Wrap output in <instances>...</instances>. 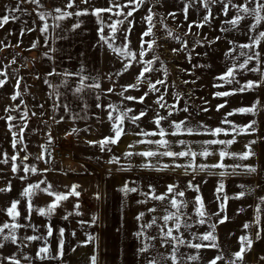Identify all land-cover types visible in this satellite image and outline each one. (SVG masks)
<instances>
[{
	"label": "rangeland",
	"instance_id": "obj_1",
	"mask_svg": "<svg viewBox=\"0 0 264 264\" xmlns=\"http://www.w3.org/2000/svg\"><path fill=\"white\" fill-rule=\"evenodd\" d=\"M66 2L67 0H40L37 5L30 0H25L23 3H20V0H0V17L3 15L16 17L10 18L7 24L0 27V42H2L0 73L4 74L0 75V79L6 81L0 86V117L11 115L15 118L11 122L0 119V161L8 160L7 164L0 162V188L9 185L11 187L10 191L0 192V224L11 223L10 217L3 209L10 206L13 200H19L21 201L18 205V210L21 212L19 223L30 222L35 226V231L32 227L19 229L17 244L7 242L5 247L0 248V255L15 254L21 264H67L68 246L81 242V239L69 238L68 233L80 229H98L100 184L108 179L109 183H113V187L116 185L120 194V191L122 193L120 187L125 182L136 188L139 183L143 185L145 180L148 183V178H151L152 192L156 195L166 193L168 185H175L177 192L184 191L183 197H177L178 200L186 201L188 204V207L183 209L186 216L182 217L181 223L183 224L187 219L188 223L193 224L189 229L181 228L185 239H191V233L199 235L212 231L210 225H216L214 235L217 248L195 250L180 247V253L185 256H199L197 261L188 264H208L217 255L223 257L222 260L217 261V264H228V261L234 259L232 254L239 250V237L243 235L249 236L253 243L244 254L242 264H264V259H261L264 257V203L259 199L264 197V83H261V77L264 75V39L261 40L260 45L252 49L238 47L245 43L251 44L249 36H256L258 31H264V24L258 26V30L250 31L249 25L255 21L252 17H247L232 28L226 21L236 15V10L230 8L226 15L222 4L212 3L211 0L207 9L204 0H158V2L149 0L148 4L135 11L129 18L132 21V31H128V23L125 22L118 26L119 31L112 34L107 24L123 17L103 13L102 20H97L91 14L72 15L62 20L54 19L58 15L54 11L56 8L74 13L84 8L90 10L92 7H108L107 0H90L88 5L81 3V0H75L76 7L71 9L64 8ZM124 2L125 0H121V3ZM242 2L243 0H232V3L236 4ZM18 3L21 10L11 12L10 10ZM185 6L187 12L184 11ZM148 7H152L155 13L153 18L155 35L144 39L146 41L155 39L153 49L148 50L145 45L146 54L142 61L132 60L113 51L112 48H122L124 51L138 55L141 34L148 27V22L143 19L147 15ZM39 12L50 15L41 21ZM168 13H175V17L169 16ZM205 15L209 16L207 22L204 21ZM161 20L163 23H160ZM102 23L105 25L104 34L109 37L112 48L100 41L98 29ZM45 24L48 25V30L41 33L40 28ZM76 24H79L78 28L73 27ZM197 24L203 26L197 27ZM189 25H192L191 29ZM169 30L171 36L168 34ZM125 35L128 36L127 40L124 39ZM229 41L233 43L229 44ZM34 43L36 47L32 46ZM173 49L180 50L173 52ZM230 49L234 51L229 52ZM241 51L259 52L260 63L253 59L248 67L260 68L261 71H246L237 67L232 83L217 79L225 74L229 67L243 62L245 57L240 55ZM155 56H159V61L154 60ZM148 60H153V64L149 67L159 71L145 73L138 84V90L128 89L125 95L135 97L144 95L148 91L149 81L154 83L157 79H162L165 81L164 85L157 84L156 87L160 91L149 93L144 103L124 100L119 93L127 85L137 83L136 76L143 67L147 66L144 62ZM124 64L131 65L127 71L123 69ZM248 81L260 86L238 91ZM109 88L113 91L108 92ZM225 91L232 94L215 95L217 92ZM16 93H19L17 99L12 100L11 97ZM161 95L164 96L162 103L166 105L165 108H160L155 103ZM109 104L120 109L131 108L132 112L129 116L138 114L141 110L146 111V115L136 123L125 120L123 127L127 134L122 135L117 144L107 146L110 151L107 149L101 151L98 144L89 142L99 141L112 135L111 121L108 119V113L112 111L108 108ZM221 104L224 107L217 110V106ZM173 105L175 107H171ZM253 105L255 107L252 112L235 111ZM5 109L9 111L5 112ZM169 111L172 115L161 122V127L166 131L163 139L169 141L170 150L179 152L190 148L199 153L207 148L211 154L207 157L200 155L178 158L156 156L147 159L139 155L125 157L126 151L138 153L147 150H165L155 144L147 143L148 140L161 139L159 135L149 137L136 133L158 132L153 120L158 113L168 116ZM228 113L233 114L228 115ZM113 115L115 116L116 113L113 112ZM225 120L230 123L222 122ZM173 121H185L177 135L170 134L175 131L170 127ZM9 124L14 125L12 132L9 131ZM249 124H252L254 131L246 128ZM233 125L236 126V130H233ZM21 127H23L22 134ZM217 127L224 131L212 136L210 130ZM184 128H192L194 132L189 134ZM240 128H246L245 132L240 133ZM13 132L18 134V139L22 136L23 141L16 148L12 146ZM225 132L228 134L225 135ZM233 138L235 142L231 145L204 143L207 140ZM51 140H57L70 147L75 170L63 172L59 169L42 168V158L37 159V157H42L43 145ZM138 141L145 142L138 143ZM249 141H256L251 145L254 155L249 156L247 160H241L239 154L248 150L245 145ZM129 145L133 147L129 148ZM222 150L235 152L238 155L225 156L221 160L219 153ZM13 155L17 157L15 161L11 160ZM113 157L119 162L109 163ZM188 163L192 164V168L174 166ZM217 163L225 167H209L203 171L196 167ZM13 164L17 167L15 172L12 171ZM143 164L155 165V167H141ZM164 165L169 167L164 168ZM26 166L29 168L34 166L37 172L26 173L24 171ZM245 166L255 167L256 171L247 172ZM157 168L163 170L158 171ZM220 172H225V175L220 176ZM40 181H46L45 184L40 185L41 188L51 185L52 191L62 194H66L73 185H78L77 191L80 195L69 196L67 200L61 201L51 215L41 216L33 211L30 221L25 220L23 217L29 215L26 210L28 200L21 196V192L28 184H37ZM190 181L198 186V192L188 187ZM221 184L223 188L218 192L217 189ZM241 191L245 192V195L236 198ZM127 194L131 205H119V197L116 198L113 201V208L109 205V211L106 212L107 225L109 231H112L110 239L112 243L115 244L117 236L122 234L130 236L126 238V244L132 246L133 242L134 244L137 242L133 238L132 230L140 232L141 225L150 223L153 216H156L157 223L162 225L163 221L159 218L166 213L165 204L160 201L152 200V206L145 207L142 204L141 207H136L138 200L136 192ZM123 195H125L124 191ZM197 195L202 198L204 210L210 217L204 225L195 223L199 219L194 211ZM224 197L228 199L224 200ZM52 200L54 197L37 191L31 202L33 208H46ZM221 203L224 204L223 211L220 210ZM76 204H79L78 209L74 208ZM258 204L261 209L260 239H256L258 228L255 223ZM150 208L156 211L150 213L148 211ZM77 211L79 215L76 214ZM168 211L175 209L168 207ZM140 213L145 215L137 220L136 217ZM214 213H219V217L213 215ZM65 216L67 219L64 218ZM93 216L96 217L95 222L92 221ZM223 217L227 219L220 223L219 218ZM245 223H249L251 227L245 229L243 227ZM169 225L171 226V222ZM47 226L52 227V236H47ZM60 229H64L62 237ZM158 231L159 229L154 226L145 229L144 235L141 236L142 246L145 243L150 245L148 258L157 253L167 255L171 251L170 246L161 247L159 239L151 241L147 239L148 236H156ZM26 235L43 236L45 239L29 242L23 239ZM61 239L63 240L62 256L56 259L36 257L41 247H47L51 256H57ZM24 256L31 259L25 260ZM145 256L144 254L143 258ZM127 257H129L128 253Z\"/></svg>",
	"mask_w": 264,
	"mask_h": 264
},
{
	"label": "snow or ice",
	"instance_id": "obj_2",
	"mask_svg": "<svg viewBox=\"0 0 264 264\" xmlns=\"http://www.w3.org/2000/svg\"><path fill=\"white\" fill-rule=\"evenodd\" d=\"M25 2V0H20V3ZM31 3L33 4H37L39 5L40 0H30ZM108 2V7H92L90 10L89 8H84V9H79L76 12H68L65 11L62 8H56L54 9V11L56 13H58L57 16L54 17V19L56 20H62L66 17L75 15V16H82V15H93L97 18V20H102V14L103 13H109L111 15H114L116 17H123V19H117V20H113L111 23L107 24V28L110 30V32L112 34H115L117 31H119V25H123L125 24V22L128 23V31H132V21L129 19L130 17L133 16V13L137 10H139L142 6L146 5L149 3V0H125L124 3H121V0H107ZM158 2V0H157ZM212 3H221L222 7H223V11L224 13L227 15L228 11L230 10V8H234L236 10V15L226 21L227 24L231 25L232 28H235L237 25L240 24V22L244 19H246L247 17H252V19L255 21V23H252L249 25V30H258V26H260L261 24H264V0H243L242 3L236 4V3H232V0H227V2H224V0H211ZM81 3L88 5L90 4V0H81ZM208 3L209 0H204V6L207 9L208 8ZM73 7H76L75 4V0H67V2L64 5L65 9H71ZM124 9H128L127 11H124ZM20 4L18 3L16 5V7H14L13 9H11V12H15V11H20ZM185 12H187V6H185L184 9ZM211 14L210 10H209V15ZM50 15V13H45V12H39L38 16L39 19L41 21H44L46 16ZM169 16L175 17V13H168ZM155 16V13L153 12L152 7H148L147 9V15L143 18L144 20H146L148 22V27L147 29L142 32L141 37H140V50L138 55L132 53L131 51H124V49L122 48H112V45L109 43V37L106 36L104 34V29H105V25L102 23L101 27L98 29V35L100 38V41H102L105 44H108L109 48H112L113 51L120 53L121 55L125 56V57H130L132 60H141L142 58L145 56L146 54V50H145V45L147 47L148 50L153 49V46L155 44V39L151 40V41H146L144 38L145 37H149V36H153L154 37V32H153V28L155 27V24L153 22V18ZM15 19L16 17L12 16L10 17V15H3L2 17H0V27H3L5 24L8 23L9 19ZM109 19H111V16L109 17ZM209 19L208 15L204 16V21L207 22ZM160 23H163V20L160 21ZM57 27L59 25H56ZM197 27H202V24H197ZM74 28H78L79 24H76L73 26ZM166 27V26H165ZM192 25H189V29H191ZM48 30V25L45 24L40 28V32L44 33ZM167 30V29H166ZM224 31H227L228 29H223ZM169 36L172 35L171 31H168ZM125 40L128 39V36L125 35L124 37ZM217 39H219V37H217ZM264 39V31H258V35L256 36H249V40L252 41L251 44H241L238 47L241 49H252L254 46H258L261 44V40ZM2 43V42H0ZM232 41H229V44H232ZM33 47H36V44L34 43L32 45ZM126 47V46H125ZM180 49H173V52H177ZM234 51V49H230L229 52ZM226 55H228V53H226ZM241 56H244L245 59L243 60L242 63H239L238 65H233V67H229L226 71L225 74L219 76L217 79L225 81L227 83H232L234 80V71L235 69L238 67L241 70H246V71H253V72H257V71H261L260 68H249L248 65L249 63L253 60L256 59L257 63H260V53L259 52H243L241 51L240 53ZM155 61H159V56H155L154 57ZM15 61H13L14 63ZM147 66L143 67L142 71L139 72V74L136 76V84H129L126 87H124L123 91L119 93L120 96L123 97L124 100H128V101H136L138 103H144L145 101V97L149 95V93L152 92H159L160 89H158L156 87L157 84L159 85H164L165 81L162 79H157L154 83L149 81L148 82V91H146L144 93V95L140 96V97H135V96H131V95H125V92L128 91V89H137L138 90V84L141 81V78L145 76V73H148L149 71H159L158 69L155 68H150L149 66L153 64V60H148L146 62H144ZM162 63V62H161ZM130 64H124L123 65V69L124 71H127L128 68L130 67ZM52 73H49V75H51ZM118 75L120 74L119 72L117 73ZM166 70H165V75H166ZM0 75H4L3 73H0ZM231 78V79H230ZM82 80L84 78H81ZM5 80L0 79V86H3L5 84ZM19 83V82H17ZM261 83H264V75H262L261 77ZM219 86V85H216ZM260 86L259 84L253 82V81H248L245 85H243L240 89H238V91H245L246 89H251L253 87H257ZM94 87H99V85H94ZM79 91V89H78ZM108 92H112L113 89L109 88L107 90ZM232 93L230 92H217L215 93L216 96H228ZM19 95V93H16L15 95H13L11 97L12 100H16L17 96ZM164 100V96H160L155 103L159 105L160 108H165L166 105L164 103H162V101ZM97 107H100V105H97ZM171 107H175L174 105ZM224 105H218L217 106V110H219L220 108H223ZM255 107V105H253V107H249V108H240V109H236V112H240V113H249L253 111V108ZM108 108L111 109L112 111H110L108 113V119L109 121H111V133L112 135L104 137L103 139L99 140V141H90L89 143L91 144H98L100 147L101 151H105L107 150H111L110 148H107V146L109 145H115L117 144V142L119 141L120 137L124 134H127L123 124L125 120H129L132 123H136L137 121H139L141 119V117H144L146 115V111L141 110L138 114H134L129 116V113L132 112L131 108H125V109H120L118 106L115 105H108ZM13 111H15V109H12ZM185 111H187V109H184ZM9 111L8 109H5V112ZM206 111V109H205ZM113 112L116 113V115H113ZM233 113H228V115H232ZM172 115V112L169 111L168 116H162L159 113L157 114V117L153 120V123L156 125V128L159 130L157 131H152V132H140V133H136V135H143V136H156L159 135L161 137V139L159 140H148L147 143L148 144H155L158 148H164V151H153V150H147V151H142V152H138V153H133V152H128L126 151L124 153L125 157H131L133 155H139L142 157L147 158H151V157H156V156H161V157H171V158H178V157H188V156H192V157H196L197 155L200 156H204L207 157L208 155H210L211 153H209V151L207 150V148H204L201 152L196 153L194 151H192L190 148L187 151H172L170 150V143L168 140L163 139V137L166 135V131L163 127H161V122L163 120L168 119V117H170ZM0 119H6L7 121L11 122L13 121L15 118L11 115H8L6 117H0ZM222 122H227L230 123L228 121H222ZM253 124L255 123L254 121L252 122ZM185 124V121H173L172 124L170 125L171 128L175 129V131H172L170 134L171 135H177L181 129L182 126ZM26 126V125H25ZM9 131L12 132V128L14 127V125L9 124ZM247 129H252L253 131L255 129L252 128V124H249L246 126ZM246 128H240L239 132L243 133L245 132ZM233 130H236V126L233 125ZM75 131V129L73 130ZM184 131H186L189 134H192L194 132V129L192 128H184ZM211 131V135L212 136H216L218 134H220L221 132H223L224 130L217 127L215 129L210 130ZM20 133H23V127H21L20 129ZM228 133L225 132V135H227ZM13 140H12V146L13 148H16L17 145L19 143H22V136L21 138H17L18 134L13 132ZM145 141H138V143H144ZM235 142V138L233 139H229V140H207L204 143L207 145H214V144H220V145H231ZM180 143H183V141H180ZM256 141H249L248 144L245 145V147L248 149L247 151L243 152L242 154H239V159L241 160H247L249 158V156L254 155V152H252L251 149V145L255 144ZM129 148H132L133 145H129ZM238 154L235 152H228L226 150H222L219 153L220 159L223 160L225 156H232V157H236ZM42 157H37V159H40ZM17 159V157L15 155H13L11 157V160L15 161ZM24 159H27V157H24ZM2 163L7 164L8 160L5 159L3 161H0ZM118 159L116 157H113L111 160H109V163H118ZM155 167V165H149V164H143L141 165V167ZM175 167H185V168H192V164L188 163L187 165H174ZM164 168L169 167V165H164ZM200 171L205 170L206 168H222L225 167L223 164L217 163V164H213V165H198L196 166ZM235 167H239V166H235ZM156 170L161 171L163 170V168H157ZM245 170L247 172H255L256 168L252 167V166H245ZM12 171L15 172L17 171V167L15 164L12 165ZM24 171L27 172H31V173H36L37 169L33 166V167H25ZM195 171V169H194ZM220 176H224L225 172H220L219 173ZM21 179H25V177H21ZM46 181H40L37 184H28L26 187L23 188L22 192H21V196L22 197H26L28 202L26 204V210L28 212L29 215L24 216L23 219L25 220H29L30 221V216L31 213L33 211L37 212L39 215L41 216H45V215H51L55 209L58 207L59 203L61 201L67 200L69 198V196H76L79 197L80 192L77 191V189L79 188L78 185H73L71 187V189L66 193V194H62V193H56L54 191H52V187L51 185H48L46 188H41L40 185L41 184H45ZM189 188H192L193 191L198 192L199 188L198 186H195L191 183V181L189 182L188 185ZM150 188V192L149 193H145L146 197H150V199L152 200H157L162 202V204H165V213L162 217H160L159 219H161L163 221V224L160 225L157 223V217L153 216L152 220L150 223H145L143 225H141V230L140 232L137 233V236H143L144 235V231L145 229H150L153 228L154 226L157 227L159 229L158 233L156 236H148L147 239L149 241L151 240H156L159 239L160 240V246L161 247H165V246H170L171 251L170 253H168L167 255H165L164 253H157L156 255L151 256L150 258L147 259L146 264H188V262H193V261H197L199 259L198 255H184L180 253V247L184 246L190 249H195V250H200L202 248H207V247H211V248H217L218 245L216 244V236L214 235V231L216 228L215 224L210 225L212 231H208L205 232L203 234H199L197 235L196 233H191V239H185L183 233L181 232V228L183 229H189L193 226V224L188 223L187 219H185V221L183 222V224L181 223L182 217L186 216V213L183 212V209L188 207V204L186 201H182V200H178L177 197H183L185 195L184 191H176V186L175 185H168L167 186V190L166 193L164 194H160V195H156L154 194V192L151 191V186H149ZM223 188V184H221L219 186V188L217 189V191H221ZM11 187L10 185L6 188H0V192H4V191H10ZM37 191L40 192H44L46 193L48 196L50 197H54V200H52L46 208H33V204H32V197L36 194ZM122 191L127 192H136L137 188L135 187H131L129 188L127 185L124 186V188L122 189ZM245 195V192L241 191L238 196L236 198H240L243 197ZM97 199L99 198V196L97 195L96 197ZM228 197H224V200H227ZM261 203H264V197L259 198ZM144 201H141V203H143ZM21 203V201L19 200H13L10 203V206H8L6 209H3V211L6 213V215L8 217H10L11 219V223L9 222H4L3 224H0V248L5 247L7 242H10L11 244H17L18 241V236H17V231L19 229L22 228H28V227H32L33 230L35 231V226L32 225L30 222L26 223V224H21L19 223V218L21 217V212L18 210V205ZM168 207H170L171 209H175V211H168ZM74 208L78 209L79 208V204L74 205ZM224 209V204L221 203L220 205V210L223 211ZM148 211L151 212H155L156 209L154 208H150L148 209ZM194 211H195V215L199 218L198 220L195 221V223H198L200 225H204L207 222V219H210V217L208 216V214L206 213V211L204 210V205H203V201L202 198L197 195L195 197V206H194ZM261 209H260V205H257L256 208V218H255V223L257 225V232H256V239H260L261 238V229L259 227L260 225V213ZM72 213H69V215H71ZM77 215H79L80 213L77 211L76 212ZM144 213H140L136 219L140 220L144 217ZM213 215H217L219 217V213H214ZM65 219H67V216L64 217ZM227 219V217H223V218H219V222L223 223L225 220ZM96 217L93 216L92 221L95 222ZM169 222H171V226L169 225ZM243 227L245 229H248L251 227V225L249 223H245L243 225ZM7 230V231H6ZM60 235L61 237L64 235V229H60ZM174 233H178V234H174ZM53 235V229L51 226H47V236H52ZM23 239L31 242V241H37V240H41V239H45V237L43 236H37V235H26L23 237ZM95 238L92 236L88 237V240H94ZM195 240L197 241L196 243H193L192 241ZM207 241L209 243L205 244L204 242ZM239 243H240V247L239 250L236 251L235 253H233L232 255L234 256V259L228 261V264H242V261L244 260V254L251 248L252 246V239L247 236V235H243L241 237H239ZM150 245L148 243H145L143 245V247L140 249V251L143 252H147L149 250ZM63 255V240L61 239L59 242V251L57 253V256H51L49 250L47 247H41L37 253H36V257L40 258V259H56L59 256ZM23 259L25 260H30L31 257L28 256H24ZM223 257L220 255L215 256L212 260H210L208 262V264H217V261L222 260ZM261 259H264V257H261ZM0 264H21V261L19 258H17V256L15 254L10 255V256H2L0 255ZM92 264H96V258L93 256L92 257Z\"/></svg>",
	"mask_w": 264,
	"mask_h": 264
},
{
	"label": "crops",
	"instance_id": "obj_3",
	"mask_svg": "<svg viewBox=\"0 0 264 264\" xmlns=\"http://www.w3.org/2000/svg\"><path fill=\"white\" fill-rule=\"evenodd\" d=\"M141 178L143 179V177ZM148 179V183L147 180H145L143 185L139 183V185L136 187V197L138 198L136 207H141L142 204H144L145 207L152 206V199L145 196V193L150 192L149 186H151L152 191V181L150 180L151 178ZM125 185H127L129 188L133 187L130 183L125 182L120 187L121 190ZM114 186L115 187H113V183H109L108 179L100 184V217L98 220V229H80L70 231L68 233L69 238L81 239V242H76V244H71L68 246V252L66 256L67 264H92L93 256L96 258V264H146L149 250L143 253L140 251L143 246L140 241L141 236L135 235V233L138 231L129 230V233L130 231L133 232V238L137 241L136 244L133 242L132 246L126 244V238L130 236H125L122 234L117 236V241L115 244L110 241L112 237V231H109L106 214V212L109 211V205H111V208H113V201H115L116 198L118 199V197L120 203L119 205L130 204V202H128L130 198L127 194L128 192L126 193L124 191L125 195H123V191L122 193L120 191L119 194L118 188L116 185ZM141 201L144 202L141 203ZM89 236H92L95 239L89 241ZM127 253L129 254V257H127ZM144 254L146 256L143 258ZM132 255H136V258L132 257Z\"/></svg>",
	"mask_w": 264,
	"mask_h": 264
},
{
	"label": "built area",
	"instance_id": "obj_4",
	"mask_svg": "<svg viewBox=\"0 0 264 264\" xmlns=\"http://www.w3.org/2000/svg\"><path fill=\"white\" fill-rule=\"evenodd\" d=\"M74 157L68 145L57 140H51L42 148V168L61 170L63 172L75 170Z\"/></svg>",
	"mask_w": 264,
	"mask_h": 264
}]
</instances>
